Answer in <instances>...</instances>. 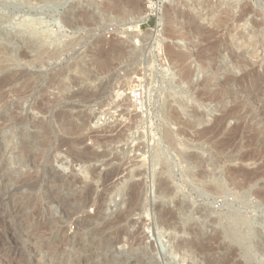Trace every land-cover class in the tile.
I'll return each mask as SVG.
<instances>
[{
	"label": "rangeland",
	"instance_id": "obj_1",
	"mask_svg": "<svg viewBox=\"0 0 264 264\" xmlns=\"http://www.w3.org/2000/svg\"><path fill=\"white\" fill-rule=\"evenodd\" d=\"M92 1H100V11L87 4L90 0H0V264H245L231 245L198 254L176 251L174 245L199 238L205 243L207 239L193 232L201 223L203 231L212 234L214 224L224 221L226 201L245 216L258 213L262 227L257 230L264 233V201L252 193L264 190V0H241L251 8L245 27L258 31V37L248 35L252 41L226 38L231 22L218 28L209 22L219 10L212 5L215 0ZM142 2L158 3V10L150 8L136 28H124L123 18ZM24 16L55 18L51 30L56 42L32 51L24 35L6 32L15 31ZM62 17L73 28L59 27L56 19ZM21 51L28 56L20 58ZM168 79L191 97L186 115L167 96ZM20 88L27 91L23 97L14 91ZM134 90L142 92L140 101L132 99ZM226 93L230 97L221 103ZM43 97L51 102L46 113L33 108ZM20 112L29 122L13 121L12 115ZM59 112L72 113L69 120L78 128H60ZM191 112L203 114L201 123L192 125ZM31 120L49 123L53 130L47 147L32 150L34 162L20 143L36 131ZM164 131L176 143V149H168L177 166L169 181L178 194L168 197L156 190L157 179H165L163 164H151L153 151L159 145L167 148ZM184 147L203 159L217 160V173L223 174L228 190L225 196L199 195L202 187L220 182L196 171L191 177L177 154ZM228 168L239 170V181L246 173L254 179L246 191V207L225 180ZM106 176L112 178L103 186ZM133 185L138 198L133 210L119 219L128 209ZM86 191L90 202L81 208ZM59 195L70 201L66 210ZM181 195L188 200V223L182 222L174 203ZM163 209L175 211L169 226L176 220L177 229L160 223ZM203 213L210 225L207 220L202 224ZM254 240L251 247L258 252L261 245Z\"/></svg>",
	"mask_w": 264,
	"mask_h": 264
},
{
	"label": "bare ground",
	"instance_id": "obj_2",
	"mask_svg": "<svg viewBox=\"0 0 264 264\" xmlns=\"http://www.w3.org/2000/svg\"><path fill=\"white\" fill-rule=\"evenodd\" d=\"M13 1H21V0H13ZM207 1V0H205ZM213 1V0H212ZM189 2V1H188ZM202 2V1H201ZM200 2V3H201ZM191 3V2H190ZM204 3V2H203ZM209 3V2H208ZM211 3V2H210ZM158 4V3H156ZM154 2H150V4L147 3V7H148V10L145 14H143L142 16V20H146L147 19V16L149 15V10L150 8H154V10H158L157 6ZM207 4V3H206ZM205 4V5H206ZM213 7L219 9L217 10V12H214L215 14L213 15L212 14V18L209 20V22H211L214 27L218 28V27H223L224 25H227V22H231L232 23V27H229L227 28L228 26H226V30H227V33H226V38L228 37L230 40H232L233 38L237 37L239 39H245L248 37V35H252L253 37H258V31H249L246 26L247 24V16H248V13L251 11V8L250 6H248L247 4H245V2L243 4H241V0H215V2L212 4ZM202 6V5H200ZM211 6V5H210ZM199 7V6H198ZM204 7V6H203ZM212 7V6H211ZM197 9V8H196ZM210 9V8H209ZM213 9V8H212ZM211 9V10H212ZM209 11V10H208ZM215 11V10H214ZM206 12V11H205ZM212 12V11H211ZM208 13V12H207ZM213 13V12H212ZM210 14V13H209ZM55 20V18H52V19H40V18H36L35 16L33 17H30V16H24L21 20H19V22L17 23L16 25V30L13 31V30H9L8 33H14L16 34L17 37H23L22 35H24L27 40H28V44H29V47L31 48L32 51H36V50H39L38 48L41 47V46H49V45H52L54 44L56 41H55V38H54V34L51 30V22L52 20ZM73 21V20H72ZM55 22V21H54ZM235 23V24H234ZM242 23V24H240ZM261 24V23H260ZM128 30L132 29L131 27H126ZM258 28V26H257ZM6 29V30H7ZM260 29V28H259ZM4 32V31H2ZM154 34V33H153ZM254 34V35H253ZM263 32H261V36H263ZM1 36V35H0ZM260 36V35H259ZM248 41H252V38H247ZM3 43V42H2ZM46 46V47H47ZM1 49H6L5 47L2 46ZM28 56V53L26 51H21L19 53V57L20 58H26ZM41 57V56H40ZM234 59V58H233ZM232 59V60H233ZM160 72V71H159ZM158 73V72H157ZM166 74V73H165ZM164 75V74H163ZM168 75V74H167ZM172 75V73H171ZM169 78V77H168ZM174 79V78H173ZM166 84V92H167V96L171 98V101L172 103H174L178 108L179 110L182 112V114H185L186 115V111H188V104L190 103V100H191V97L186 95V94H183L182 92L179 91V85H177L173 80H167L165 82ZM28 85V84H27ZM28 86L26 87V90H27ZM30 88V87H29ZM164 89V88H163ZM181 89V87H180ZM26 90H24L23 88L21 89H14V91L16 92V94L19 96V97H23L25 95V93L27 92ZM102 92V91H101ZM164 92V91H162ZM219 92V91H218ZM231 92H233L234 94L237 92L235 91L234 89L231 90ZM100 93V92H99ZM15 94V95H16ZM88 94H95V92H90ZM98 94V92L96 93ZM231 94V93H230ZM230 94L226 93L225 95L222 94L223 98H222V101H220L221 103L224 102V100H227L229 99L230 97ZM221 95V94H220ZM55 100H53L54 102ZM51 103V102H50ZM50 103L49 101H47L44 97L41 98L40 100H37L34 104H33V108L38 110L39 112H48L49 108H50ZM219 103V102H218ZM18 106V105H17ZM53 113V112H52ZM13 114V113H11ZM70 114L72 113H67V112H59L57 114V118L60 120V128L62 129H65V130H71V129H75V128H78V125L73 123L72 121L69 120V117L71 116ZM169 114V115H168ZM167 115L169 116V118H172L173 116V110H171ZM52 115V114H51ZM203 114H196V113H193L191 112V117L193 119V122H192V125H198L199 123H201V119L200 117L202 116ZM189 116V114H188ZM196 116H199V117H196ZM227 116V115H225ZM222 117L220 120H218L219 122L221 121H225V118L226 117ZM9 117V116H8ZM187 117V116H186ZM196 117V118H195ZM13 119L14 122L16 123H26V122H29V117L26 113H14V115H12L11 117ZM167 118V117H166ZM187 119V118H186ZM53 120V119H52ZM189 120V119H188ZM5 121V120H4ZM170 121V120H169ZM223 121V122H224ZM32 122V125L36 128H34L36 131L32 134L31 136V139H29L28 141H22L20 142L21 143V149L22 151H24L26 153V156L28 157L29 160L31 161H35V155L32 153V150L34 148H45L47 147L46 145L49 143L50 141V138H53V136L51 137V133H52V129L50 127V124L49 123H46V122H43L41 120H31ZM188 122V121H187ZM190 122V121H189ZM52 123V122H51ZM191 123V122H190ZM30 125V124H29ZM31 125V126H32ZM188 125V124H187ZM190 125V124H189ZM217 125V124H216ZM215 125V126H216ZM30 126V127H31ZM211 127V126H210ZM21 128V126H20ZM235 128V127H234ZM25 129V128H24ZM164 129V128H163ZM204 130V129H203ZM202 130V133L204 132ZM24 133V132H23ZM201 133V132H200ZM200 133L198 136H200ZM27 134V133H26ZM30 134V133H29ZM22 136V135H21ZM26 136V135H25ZM29 136V137H30ZM162 136V135H161ZM203 135L201 134L200 137H202ZM23 137V136H22ZM115 138V137H114ZM106 138H102V140H106ZM163 139H164V142L166 143V146L167 148H165L164 146L162 145H159L152 153V157H151V161L154 162V164H157V163H161L163 164L161 167H162V171L160 172L161 173V176L164 175L165 176V179H162V178H159L157 179V182H156V190L158 193L162 194L163 196H166L168 197V195L170 196V193L173 194V195H177V191H175V188L172 187V183L169 181L170 179V175L173 174V171L175 169L176 166V163H174L173 161H171V158H169V151L168 149L170 148H175L176 149V143H175V140H174V137L172 136V134L170 135L168 133V131H164L163 132ZM59 140V139H58ZM63 140V139H62ZM67 140V139H66ZM70 140V139H69ZM101 140V139H100ZM101 140V141H102ZM61 140H59L58 142H60ZM51 142V141H50ZM64 142V140H63ZM62 142V143H63ZM61 143V142H60ZM65 143H69L68 142H65ZM65 143H63L65 145ZM162 143V142H161ZM69 144H72V142H70ZM49 145V144H48ZM67 146V145H66ZM69 146V145H68ZM174 149V151H175ZM41 151H44V150H41ZM48 152V151H47ZM76 152V151H74ZM89 152V151H88ZM177 154L179 156V159H180V162H183L186 164V167H185V170L186 172L188 173H192L194 175H191L192 176H195V171L199 174V175H204V176H207L209 178H214L215 179H218V183L217 185L218 186H205V187H202L204 189H200L199 192V195H202L205 193V192H209L211 194H213L214 196H218V195H223L225 196L227 193H228V190L227 188L223 185V179L221 178V176L223 174H220L221 176H219V174L217 173V165H215V162L217 161H212V160H207V159H203L202 155H199V154H196V153H188L187 151H183V150H177ZM83 155V154H82ZM80 155V156H82ZM205 157V156H204ZM38 158V156H37ZM88 158V157H87ZM206 158V157H205ZM212 158V157H211ZM231 159V157H229ZM229 159V160H230ZM236 159V158H235ZM239 159L240 161H242L244 158H237ZM159 165V164H158ZM181 165V164H180ZM160 167V168H161ZM182 167V166H181ZM235 169V168H234ZM234 169H230L228 168L227 171L224 173V177H225V180H227L228 183H230V185H232V187H234V189L237 190V192H239L238 196L236 197V199L238 200V203L240 204H244V207L245 206V200L248 196V194L246 193V191L249 189V183H251L252 181H254V179L252 180L251 179V175H249L250 173H246L243 175V181H239L238 180V174H239V170H234ZM177 170V169H176ZM179 170V168H178ZM184 170V169H183ZM242 170V169H241ZM262 170V169H261ZM49 171V170H48ZM182 171V170H181ZM243 171V170H242ZM246 171V170H245ZM111 172V171H110ZM114 172V171H113ZM159 172V171H158ZM176 172V171H175ZM184 173V171H182ZM241 172V171H240ZM250 172V171H249ZM252 172V171H251ZM259 172V171H258ZM261 172V171H260ZM155 173V171H154ZM253 173V172H252ZM255 173H256V170H255ZM50 174V173H49ZM218 174V175H217ZM257 174V173H256ZM187 175V174H186ZM217 175V176H216ZM73 176V175H72ZM255 176V175H253ZM252 176V177H253ZM28 177V176H27ZM75 177V176H74ZM58 178V177H57ZM112 177H110L111 179ZM172 178V177H171ZM199 178V177H198ZM257 178H258V174H257ZM4 179V178H3ZM66 179V178H65ZM109 179V176H106L104 178V183H103V186L104 184L108 183V181L110 180ZM191 179V178H190ZM206 179V178H205ZM73 180V179H72ZM76 180V179H75ZM172 180V179H171ZM20 183L22 182V180H19ZM200 181V180H198ZM202 181V180H201ZM200 181V182H201ZM204 182L206 180H203ZM72 182V181H71ZM211 182V181H210ZM216 182V181H215ZM19 183V182H18ZM69 183H70V180H69ZM214 183V182H213ZM227 183V184H228ZM28 184V183H27ZM202 184V183H201ZM212 184V183H211ZM209 184V185H211ZM215 184V183H214ZM59 185V184H58ZM136 185V184H135ZM135 185H133L134 187H130L131 188V191L129 192V204H128V209L125 213L121 214L122 216L119 217V219L123 218V215L125 214H128L130 210H133L131 209L137 198H138V195H139V191H138V187H136ZM62 186V185H61ZM102 186V187H103ZM132 186V185H131ZM150 187V186H149ZM104 188V187H103ZM197 188V186H196ZM52 189V188H51ZM194 189H195V186H194ZM142 190V189H141ZM150 190V189H149ZM155 190V191H156ZM196 190V189H195ZM104 191V190H103ZM180 191V190H179ZM50 192V190H49ZM54 192V191H53ZM141 192V191H140ZM156 192V193H157ZM83 193V192H82ZM85 193L84 192V196H85ZM89 193V192H88ZM87 193V194H88ZM181 193V192H179ZM252 193L254 195H257L259 198H261V200L263 199L264 201V190L261 191L260 189H257V191H252ZM55 194V193H53ZM84 197L83 201H82V205L80 206L81 208L86 206V201L87 202H90V200H88L89 196L91 197V195H87ZM92 194V193H91ZM65 195V194H64ZM103 195V194H101ZM101 195L99 196V199L101 197ZM52 196V195H51ZM79 196V195H78ZM77 196V197H78ZM185 196V195H183ZM182 195L181 196H178L177 199L174 201L175 203V206L177 207V209L179 210L180 212V217L181 219L183 220L186 216H187V213L184 212V208L188 206V200L183 197ZM80 197V196H79ZM54 198V197H53ZM57 200L61 201V203H65V206L63 205V207H67V205H69V202L68 200H66L65 198L63 197H60L57 196ZM76 198V197H75ZM77 199V198H76ZM75 199V200H76ZM98 199V200H99ZM175 199V198H174ZM55 201V200H54ZM58 201V202H59ZM96 201V200H95ZM94 201V202H95ZM171 201V200H170ZM173 201V199H172ZM56 202V201H55ZM99 202V201H98ZM128 203V202H127ZM93 204V203H92ZM137 204V203H136ZM74 205V204H73ZM17 206V205H16ZM15 206V207H16ZM102 206V205H101ZM226 206L228 207V210L227 212H225L223 214V219L224 221H222V223H219L218 226L220 228V230L222 231L223 235H229V237H231L232 239L240 242V243H243L246 248H247V251L248 253H250L251 255L254 254L256 257H258L261 261H264V252L261 250H258V252H254L252 247H251V241L254 237H256L257 235V226H259L260 224H262V220H260V215L258 213H253L251 215H248V216H245L242 214V212L234 206V203L233 202H230V201H226ZM19 207V206H17ZM16 207V208H17ZM80 207L78 209H73V211L77 212V210L80 209ZM94 207V206H93ZM161 207V206H160ZM63 208V209H64ZM95 208V207H94ZM96 208H99L96 207ZM162 208H164L162 206ZM171 208V207H169ZM62 209V208H61ZM62 209V210H63ZM100 209V208H99ZM199 209V208H198ZM19 210V208H18ZM66 210V208H65ZM64 210V211H65ZM97 210V209H96ZM159 210V209H158ZM174 210V208H173ZM63 211V212H64ZM172 211V210H171ZM170 210H165L163 209V211L161 212V216H159L158 220L160 221V223L162 225H164V228L165 226L168 227L171 223H170V220H174V217L172 215V213H174L175 211H173L171 213ZM199 211V210H198ZM201 211V210H200ZM98 212V211H97ZM157 212V211H156ZM195 212V211H194ZM74 213V212H73ZM79 213V212H78ZM245 213V212H244ZM77 214V213H76ZM75 214V215H76ZM81 214H84V213H81ZM95 214V212H94ZM158 214V213H157ZM199 214V213H198ZM204 214V213H203ZM246 214V213H245ZM2 215V214H1ZM67 215V214H66ZM100 215V214H99ZM179 215V214H178ZM202 215V214H201ZM86 216V215H84ZM200 216V215H199ZM74 217V216H73ZM95 217V216H94ZM168 217V218H167ZM210 218V217H209ZM72 219V218H71ZM118 219V220H119ZM208 215L206 216V213L204 214V217H203V220L201 221L202 224L208 222ZM207 220V222H205ZM213 220V219H210V221ZM2 221V220H1ZM215 221V219H214ZM86 222V221H85ZM184 222V220L182 221ZM196 222V221H195ZM188 223V222H187ZM186 223V224H187ZM210 225V222H208ZM212 224H214L213 222H211ZM160 224V225H161ZM178 224V222H177ZM194 224V223H193ZM192 224V225H193ZM207 225V226H208ZM187 226V225H186ZM191 226V225H190ZM194 226V225H193ZM203 225H197L196 226V229L193 233H195L196 235H198L199 237H202L204 239H207V241L205 243H203L202 240L199 238L197 240L195 239H188V240H181V241H175L177 242L175 245H174V249L176 251H179V250H185V249H188L189 251L190 250H193L194 252H205V251H209V250H213V249H217V248H221V247H226V249L228 248L227 246L229 245H226V243L223 241V239L221 238V234L220 232L215 228L217 225L214 224V228H211L213 229V232L212 234H208V232H204L205 229L202 227ZM261 226V225H260ZM169 227H173V229H177V225H176V220L174 222V224L172 226H169ZM168 227V229H169ZM185 227V226H184ZM210 227V226H208ZM262 227V226H261ZM193 228V227H192ZM181 229V228H179ZM204 229V231H203ZM207 229V228H206ZM172 230V229H171ZM194 230V229H193ZM209 230V228H208ZM263 230V229H262ZM179 231V230H178ZM264 231V230H263ZM180 232V231H179ZM178 232V233H179ZM192 232V230H191ZM161 233V232H160ZM176 233V232H175ZM174 233V234H175ZM211 233V232H209ZM170 234V233H169ZM173 234V233H172ZM182 234V233H181ZM187 234V232H186ZM264 234V233H263ZM118 237L120 236L117 235ZM162 236V235H161ZM169 236V235H168ZM167 236V237H168ZM190 236V234H189ZM136 237V236H135ZM170 237H172L170 235ZM180 237V236H179ZM120 238V237H119ZM196 238V237H195ZM64 239V238H63ZM133 239V238H132ZM184 239V238H183ZM175 240V239H174ZM179 240V239H178ZM65 241V240H64ZM117 242V240H115ZM121 241V240H120ZM255 241V240H254ZM257 242V241H256ZM118 243V242H117ZM115 244V243H114ZM216 246H215V245ZM253 244V242H252ZM5 245V244H4ZM63 246V245H62ZM83 247V246H82ZM233 247V246H232ZM231 247V248H232ZM234 248V247H233ZM172 249V248H171ZM229 249V248H228ZM219 250V249H218ZM225 250V249H224ZM164 251V250H163ZM185 252V251H184ZM214 252V251H213ZM186 253V252H185ZM212 253V252H211ZM192 254V253H191ZM195 254V253H194ZM202 254V253H201ZM200 254V255H201ZM182 255V254H180ZM185 255V254H184ZM209 255V254H208ZM225 255V254H224ZM223 255V256H224ZM206 256V255H205ZM92 257V255H91ZM228 257V256H227ZM203 258V256H202ZM201 258V260H202ZM79 259V258H78ZM82 259H84L82 257ZM211 260V259H209ZM84 261V260H83ZM85 262V261H84ZM205 262V261H203ZM202 262V264H203ZM207 262V261H206ZM205 262V263H206ZM216 262V261H215ZM223 263V262H222ZM208 264V263H207ZM224 264V263H223Z\"/></svg>",
	"mask_w": 264,
	"mask_h": 264
},
{
	"label": "water",
	"instance_id": "obj_3",
	"mask_svg": "<svg viewBox=\"0 0 264 264\" xmlns=\"http://www.w3.org/2000/svg\"><path fill=\"white\" fill-rule=\"evenodd\" d=\"M132 1L135 2V3H137V2L140 3L141 0H132ZM87 4H92V6H94L96 8L95 9L96 11H100V7H101L100 1L97 2V1L90 0V2H87ZM147 10H148L147 4L144 3V2H142L141 3V6H138V8H137L136 11H134V12H132L130 14H127L123 18V20L121 22V25L124 26V28H126L128 26L131 27V28L132 27L133 28H136L137 26H139L140 24H142V23H144L146 21V20H142V16H143V14H145L147 12ZM56 22L59 23V27H61V26H64L66 28H71L72 27V25L69 24L68 21L64 17H62L61 19L57 18L56 19ZM158 26H159V23L156 22V24H155V30H153L154 31V34L152 35L151 44H150V46L153 49H154V43L156 41V37H157V34H158L157 33L158 30L156 31V29H157ZM6 32H9L8 29H7ZM161 90H162L161 88H158V91H161ZM166 94H167V92H166ZM164 105H165V102H163V104H162V109H163ZM176 109L178 110L177 107H176ZM182 150H185V147ZM151 164L158 165V164H154L153 161H151ZM185 213H187V216L183 219L184 222L191 221L190 214L188 212H185ZM219 223H222V221L219 220L216 223L217 226L215 228L220 232L221 238L226 243V245L228 244V245H231V246L239 249L240 257L245 262V264H251L253 262H255V264H264V261H261L258 257H256V256L251 255L250 253H248L247 248H246V246L243 243H240V242L232 239L231 237H229L228 234L227 235H223L222 231L220 230V228L218 226ZM254 238L261 245V247L259 248V250L262 249V251L264 252V234L260 230H257V235Z\"/></svg>",
	"mask_w": 264,
	"mask_h": 264
},
{
	"label": "built area",
	"instance_id": "obj_4",
	"mask_svg": "<svg viewBox=\"0 0 264 264\" xmlns=\"http://www.w3.org/2000/svg\"><path fill=\"white\" fill-rule=\"evenodd\" d=\"M143 95L142 92L140 90H134L133 94H132V99L134 101H140L142 99Z\"/></svg>",
	"mask_w": 264,
	"mask_h": 264
}]
</instances>
